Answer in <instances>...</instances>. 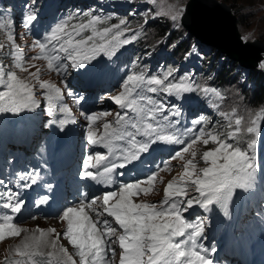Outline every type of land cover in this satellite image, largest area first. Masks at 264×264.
<instances>
[{"label":"snow or ice","instance_id":"obj_1","mask_svg":"<svg viewBox=\"0 0 264 264\" xmlns=\"http://www.w3.org/2000/svg\"><path fill=\"white\" fill-rule=\"evenodd\" d=\"M155 2V0H150ZM31 7V11L27 9ZM184 8L171 13V21L179 27ZM110 17H102L90 12L69 13L66 18L60 19L51 26L42 36L36 39L34 46L39 49V57L48 61V67L54 68L62 76L69 69L79 70L98 61L103 57L107 61L118 59L117 53L123 46H127L137 39V34L126 36L127 22L123 19L110 27L98 28L106 24ZM38 21V12L34 3L26 6L23 15V26L26 29ZM147 23V20L145 21ZM14 26L13 18L0 14V29ZM10 40L13 37H8ZM247 41L248 37L242 38ZM3 45H0V49ZM22 59V56L20 57ZM135 66V65H133ZM264 70V62L258 65ZM17 68L27 71L17 62ZM178 69L167 68L156 74H149L147 69L131 72L121 81L122 91L119 95L110 97L123 111L117 112L114 120L104 122L102 126H95L99 117L111 113H93L86 115L87 125L86 142L89 147L102 146L107 149V155L89 153L82 162L81 178L91 179L97 183L112 186L117 181L113 176L122 177L123 170L129 166L136 167L143 164L146 156L158 151H165L164 146L171 144L183 145V137H189L190 143L183 152H189L193 158L196 151L193 145L202 140L204 145L211 141L216 145L212 150L204 151L202 159L206 166L197 170L193 159L185 164V171L178 179L167 183L163 199L156 203L134 202L133 197L140 193H147L159 172L169 168L170 160L183 159L182 152L177 151L167 160H161L155 171H149L144 179L118 183V189L107 191L102 196H95L89 200L87 192L79 193L76 204L63 209L59 219L66 221V230L63 236L76 249L75 255L79 261L68 255L67 249L58 246L57 239L47 241L44 233L24 237L22 244L15 249L19 257L15 264H113L116 250L113 245L119 246V264H214L212 254L217 249L215 245L206 246L202 239L208 227V217L195 219L186 218L194 207L210 213L212 206L219 208L226 218H231L229 206L237 190L249 191L254 189L258 173L256 163V145L259 131L256 121L249 116L235 119V130L218 133L215 130L207 131L200 128H186L183 131L178 127L183 115L179 104H171L168 97H175L177 101L184 100L185 94L201 92L207 96L213 93L220 95L216 89L201 87L194 78L188 75L176 77ZM33 77L37 73H31ZM0 114L35 112L41 106V100L36 97L34 89L45 90L43 97L51 102L50 93H56L57 98L63 100L61 88L48 82L32 84L18 77L15 71L0 62ZM64 92L76 99L79 104L83 97L75 94L65 86ZM215 106V105H214ZM55 104L47 111L51 117L47 126L57 125L61 131L68 123H75L65 119L55 118ZM60 112L69 111L66 104L59 108ZM221 115H224L221 113ZM206 123V117L193 118V126ZM228 127H232L229 120ZM247 136L246 147L240 146V141ZM230 138L236 143L226 142ZM38 149V154L42 152ZM90 169H96L93 173ZM102 169V170H101ZM42 179L40 170L18 171L15 178L9 181L0 179V209H10L11 213H21L25 206L22 200V190L31 188ZM49 192L52 185L46 184ZM195 193L196 195H192ZM48 196L38 198L35 203H48ZM102 201L99 210L95 205ZM88 209L89 211H86ZM94 213V217L89 214ZM106 214V216H105ZM257 215H260L259 213ZM107 217H111L109 220ZM14 217L7 213L0 215V238L5 232L10 236H19L23 229L13 223ZM113 222L117 227L113 226ZM55 231V230H52ZM55 251L44 252L41 249L48 246ZM62 253L57 256L56 253ZM109 253L111 257L107 258ZM47 257L44 259L37 258ZM0 264H14L13 260L5 258Z\"/></svg>","mask_w":264,"mask_h":264},{"label":"rangeland","instance_id":"obj_2","mask_svg":"<svg viewBox=\"0 0 264 264\" xmlns=\"http://www.w3.org/2000/svg\"><path fill=\"white\" fill-rule=\"evenodd\" d=\"M187 1L188 0H155L153 3L150 2V0H75L74 2L78 4L82 10H87L91 13L94 12L93 14L95 15L107 16L111 18L118 15L122 16L123 20L127 22L125 35L128 36L131 34H137V39L129 45L123 46L119 50L117 53L119 57L118 59L114 57L113 61H107L101 57L98 61H94L92 64L87 65L82 69H69L67 74L62 76L54 68L50 69L48 67V61L43 57L36 59L33 58L39 57V49L38 47L34 46V42L36 39H42L43 34L46 32L44 27L40 26L39 23L37 26H34L35 30L26 29L22 23V10L20 8H16V12H14V10L4 7L2 0H0V14L5 16L10 15L14 21L13 27H5L0 29V45H3V48L0 49V62H2L3 65L8 66L10 70L15 71L19 78L24 79L27 82H31L32 84L48 82L49 84L61 88V94L63 95V100H60L57 98L56 93H50L52 100L49 102L43 97L45 90L38 88L34 89L36 97L41 100V106L35 112H23L26 114L27 118L30 117V129L20 130V134L17 135V137L8 135L7 141L5 143L21 141L26 137H32L35 133L37 135L35 142L38 146L36 151L29 156L31 160L30 162H38L39 170L44 175L51 176L49 169V159L53 155L51 153L50 145L46 143V140L49 137L47 134L52 132V137L54 140L59 135H64L75 140L78 139L79 136H86L87 132L88 121L85 119V116L88 114L81 115L79 113V123L81 125L84 124L85 128L84 130L81 129V131H79V127L76 122L68 123L63 131H61L57 125L47 126L48 121L52 119L47 115V111L50 109L52 104H55L56 106V119H65L69 121L72 119L75 120L74 116L72 115V110L75 109V105L80 110H82V101L78 104L76 99L72 97L75 101V104L72 106L67 105L69 111H59L60 106L62 104H66L65 101L71 97L64 92L65 86H67V89L71 90L76 97H83V94L85 93L87 98L93 95L97 96L98 104L90 114L111 113V115L102 116L96 120L95 126H102L104 122H110L114 120L117 112L123 111L113 102L112 99H110V97L119 95V93L123 90L121 87V81L133 71L139 72L141 70L147 69L150 75L156 74V69L153 72L151 71L153 67L149 69L150 65H152L151 61L154 60L153 58L149 59V57L151 53H153V55L158 58L161 54V49L167 55H165L166 57L162 61H159L162 63L168 59L167 61H169L171 66L174 69H178V71L175 73L177 78H179V75L183 76L187 75L188 73L194 74L199 70L198 65H201V71L197 74V76L192 77V74H190L189 77L194 78V80L200 84L201 87H211L216 89L217 92L221 93L219 96L214 94L216 102L215 104H212L213 108L208 114L209 121L212 122V120H217L219 125V131H217L218 133L234 131L235 119L238 117H243L244 120L247 121L249 116H251V119L253 120H255L257 116H261V119L257 120L256 124L259 131H264V113L259 114L260 106L251 102L253 97L252 88H249L248 92H245L249 86V84L246 85L247 82L244 81V78L247 77V69L239 67L238 69L233 70L229 76H227V74H229L231 71L225 72L223 75L224 81H221L222 78L218 79L214 71L211 69V71L208 70V58L210 53H212V51H209V49L206 48L209 46L201 45L193 37L184 35L182 36L183 39H189L194 42L190 44L189 47L185 46L180 51L175 52L168 44L170 40L169 34H166L164 37L163 35H158L157 27L152 26L155 24L158 25L160 21H163L164 26L168 30L175 32L184 30L186 32L185 28L181 25V20L179 21L180 26L176 27V25L171 21L170 15H164V13H171L174 10H178L182 7L185 9V4ZM218 1L225 2L226 4L230 5L233 10L237 9V11L235 10L233 12L237 16V26L241 38L248 37L247 41H252L257 38L264 42V0ZM128 15H131V19L133 20L137 19L135 23H139L134 25L135 23L130 22L131 19L130 17H127ZM52 16L53 15H50V17ZM146 20L147 23H145ZM103 27L108 26L104 25ZM31 28H33V26ZM31 34L35 36L32 37ZM10 35L13 37L11 40L8 38ZM136 42H143L147 44L150 51L147 53L140 51L141 53L138 55V59L140 58V63L142 64L136 69L124 70L122 65L126 63V58L128 57V52L126 53V51L131 47H134ZM173 44H175V42ZM21 56L22 59H20ZM17 62H19L23 68H26L27 71L22 70V68H17ZM114 62L118 63V65H115ZM261 62H264V58ZM256 69L261 72L262 77L264 75V70H262L259 66H257ZM31 73H37V76L33 77ZM110 76H112L113 79H111ZM254 84L255 82H251L252 87ZM218 85L222 87L223 92L218 91ZM3 90V86H0V91ZM212 95L213 93H209L207 96H205L201 92L197 91L195 93L185 94L186 98L181 101H177L175 97H168L167 99L171 104H179L181 107H191L193 98L196 99L197 97H200L203 99V101L206 99V101L209 102L212 98ZM221 113L224 115H221ZM10 114L12 115V113L0 114V127L2 126L8 131H11L8 129L7 125V118ZM199 117L200 113L189 114L188 120L185 123H180L181 131L192 127L194 128V132L198 133L199 129L203 127L201 125H199V127L198 125L197 127L193 126L191 121L193 118ZM229 120L232 121L231 128L228 127ZM23 127L26 128L27 125ZM205 129L207 131H213L211 128ZM44 136H46L44 142L40 144ZM224 138L226 142L236 143L230 138ZM183 139L185 140L183 145L171 144V146L166 147L165 151H162V155L166 159H168L175 152L180 151L182 152L183 159L177 158L175 160H170L169 168L159 172L158 178L153 182L152 187L149 188L147 193H140L133 197L134 202L138 203L143 201L146 203L159 204V202L163 199L164 189L166 188L167 183L173 179H178L179 176L183 174L185 171L184 166L189 159L194 160L197 170L206 166L202 159V154L204 151L212 150L216 145H214L211 141H209L208 145H204L202 140H198L197 143L193 145V149L197 153L196 157L193 158L191 155V150L189 152H183L184 147H187V145L191 142L189 137H183ZM256 139V163L258 165V173L255 181V187L249 191L241 192L240 190H237V193L229 206L231 218H226L222 211L214 205L212 206V211L210 213H204L203 210L199 209L198 207H194L189 211V213H186L187 215L185 214L186 218L190 220L195 219L197 216L208 217V227L204 233V237L202 239L203 242L206 241V238L210 234L211 230H213L214 233L215 231L218 232V235L221 233V228H219L220 224L222 226H224V223L226 226H229V224L232 225L237 216L239 219H242L241 223H243L246 214L242 212V207L252 203V201L258 196H260L262 202H264V184H261V178L264 174V135L258 134ZM246 141L247 136H244L240 141V146L242 148L246 147ZM52 146H54V142L52 143ZM41 147L43 150L38 154V149ZM11 152L14 154L15 158H18L21 154L18 150H11ZM153 154L155 160H158V163H160L162 159L158 157L159 151ZM0 172H2L1 166ZM192 195L196 194L192 193ZM46 221L47 222L36 221L34 223H21L19 227L23 229V231H21L19 236L3 238L5 240L0 242V262L4 261L6 257L13 261L14 259L19 258V256H17L12 250H15L17 247H19V245L24 240V237L26 235L31 236L33 231L37 232L38 234L43 232L44 239L47 241L57 239V233H59V239L57 240L58 246H62L63 248L67 249L68 255H71L72 246L69 244V241H67L66 238L61 235L63 234L66 227V222L62 220H59V222H53L52 220ZM221 221L223 223H221ZM115 227L117 226L115 225ZM239 233L240 231L236 234V240H238L240 237ZM250 244L251 239L248 238L244 241V248H242L239 244H235L231 246V250L239 255L246 256L250 252ZM43 251L46 253L48 251L55 250L49 245V249ZM73 251L74 257L76 258V252L74 249ZM121 251L122 249H120L118 246V256ZM56 255L62 256L63 254L57 252ZM76 260L79 261L78 258H76ZM116 264H119V260L116 261Z\"/></svg>","mask_w":264,"mask_h":264},{"label":"trees","instance_id":"obj_3","mask_svg":"<svg viewBox=\"0 0 264 264\" xmlns=\"http://www.w3.org/2000/svg\"><path fill=\"white\" fill-rule=\"evenodd\" d=\"M74 1L75 0H2V4L6 8L14 10V12H16V8H20L24 15L26 6L30 5V3H34L35 11L38 12V21L33 25L32 29H34V26H37V24L40 23V26L44 27V29L47 31L51 26H53L60 19L66 18L69 13H81L82 14L84 12H88L86 10H82L78 6V4H76ZM27 10L31 11L32 9L31 7H29ZM235 10L237 11V9H234L233 11ZM50 15H53V16L50 17ZM102 17H107V16H102ZM127 17H130L131 19V15H128ZM121 19H123V17L119 15L116 17L114 16L113 18L110 17V19L107 20L106 24L98 25V28H102L104 25L110 27L113 24H118ZM41 20H42V23H41ZM135 21H137V19L130 20V22H133V23H135ZM138 23L139 22L135 23L134 25H137ZM163 23H164L163 21H160L158 25L155 24L152 26L157 27L158 35H163L164 37L166 34H169L170 40L168 44L172 48L173 51L175 52L180 51L181 49H183V47L185 46L189 47V45L194 42L189 39H186V40L183 39L182 36L188 35L187 32H185L184 30L178 31V32L171 31V30H168L164 26ZM174 42L175 44H173ZM206 48L209 49V51H212V53H210V56L208 58L209 60L207 59L209 62L208 70L214 71L218 79L222 78L221 81H224L223 75L225 74V72L231 71L229 74H227V76H229L231 75L233 70H236L239 68L236 62L231 61V59L227 58L225 55H222L215 48L213 47H210V48L206 47ZM140 51L147 53L150 51V49L147 44L143 42H138V43L136 42V45L132 48V50L129 51L128 57L126 58L127 61L122 67L128 68L130 70V69H136L138 66H140L142 64L140 63V58L138 59V55L141 53ZM160 52L161 54L158 58H156L153 55V53H151L149 57V59L150 58L154 59L153 61L151 60L150 61L152 62V66H151L153 67L152 71L156 69V73L161 70H166L167 68H173L171 64L169 63V61H167L168 59H166L162 63L160 62L166 57L165 55H167L165 52H163L162 49L160 50ZM198 68L199 70L196 71L194 74L188 73L187 75L190 76V74H192V77H196L197 74L201 71V65L200 66L198 65ZM246 72H247V77L244 78V81L247 82L246 85L249 84V86L245 90V92H248L249 88H252L253 97H252L251 102L260 106L259 114L264 113V75L261 77L262 75L261 72H259L256 68L249 69ZM251 82H255L253 87L251 85ZM217 89L218 91L223 92V89L220 85L217 86ZM215 102H216V99L214 97V94L212 95V98L209 101V103L206 101V99L205 101H203V99L200 97H197L196 99L193 98V103L191 107L189 109L183 108L182 112L187 113L189 111L188 112L189 114L200 113V116L206 117V123L203 124L204 127L211 128L212 130H215L217 132L219 131V125L217 123V120H212L211 122L209 121V116H208V114L213 108L212 104H215ZM13 262L15 263V261Z\"/></svg>","mask_w":264,"mask_h":264},{"label":"water","instance_id":"obj_4","mask_svg":"<svg viewBox=\"0 0 264 264\" xmlns=\"http://www.w3.org/2000/svg\"><path fill=\"white\" fill-rule=\"evenodd\" d=\"M181 25L189 37L201 45L213 47L238 67L255 69L264 58V42L244 41L237 26V16L230 5L218 0H188ZM197 43V44H198ZM23 257L14 259L22 260ZM47 257L37 258L44 259ZM26 259V258H25Z\"/></svg>","mask_w":264,"mask_h":264},{"label":"bare ground","instance_id":"obj_5","mask_svg":"<svg viewBox=\"0 0 264 264\" xmlns=\"http://www.w3.org/2000/svg\"><path fill=\"white\" fill-rule=\"evenodd\" d=\"M241 192H242V191H241ZM36 221L47 222V221H42V220H38V219H36V220L30 221V222H28V223H34V222H36ZM55 221L59 222V220H53V222H55ZM26 225H27V223H26ZM33 230H34V229H33ZM33 230H32V231H33ZM5 234H8V233L5 232ZM5 234H4V235H5ZM33 234H35L36 236H39V235H40V234H38L37 232H34V231L31 233V235H33ZM8 235H9V234H8ZM9 236H10V235H9ZM45 240H46V239H45ZM6 242H9V241H6ZM22 242H23V241H22ZM4 243H5V242H4ZM21 244H22V243H21ZM21 244H20V245H21ZM20 245H19V246H20ZM0 246H1V245H0ZM70 248H71V247H70ZM72 248H73V247H72ZM72 248H71V256H72L73 259H75V260H76V258L79 259L78 256H76V258L74 257V251H73L74 248H73V249H72ZM48 249H49V245H48V246H44L41 250L43 251V250H48ZM9 250H10V248H9ZM12 251L15 253V250H14V249H13ZM75 252H76V251H75ZM23 259H25V258H22V260H23ZM14 264H15V263H14Z\"/></svg>","mask_w":264,"mask_h":264}]
</instances>
